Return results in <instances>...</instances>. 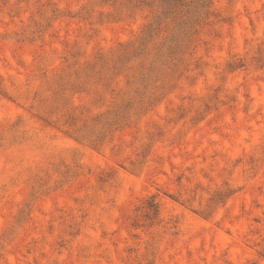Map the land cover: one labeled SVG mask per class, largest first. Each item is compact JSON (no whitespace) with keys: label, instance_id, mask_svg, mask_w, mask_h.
<instances>
[{"label":"rangeland","instance_id":"obj_1","mask_svg":"<svg viewBox=\"0 0 264 264\" xmlns=\"http://www.w3.org/2000/svg\"><path fill=\"white\" fill-rule=\"evenodd\" d=\"M0 264H264V0H0Z\"/></svg>","mask_w":264,"mask_h":264}]
</instances>
